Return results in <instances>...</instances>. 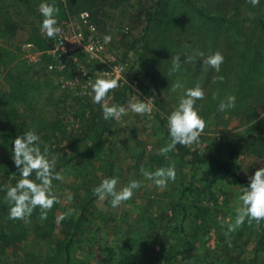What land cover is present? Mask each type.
I'll use <instances>...</instances> for the list:
<instances>
[{"label": "rangeland", "instance_id": "1", "mask_svg": "<svg viewBox=\"0 0 264 264\" xmlns=\"http://www.w3.org/2000/svg\"><path fill=\"white\" fill-rule=\"evenodd\" d=\"M120 1L114 5L115 0H99L98 5L92 10L82 11L89 13L90 21L102 40L105 35L112 36L111 42L105 44V51L98 60L82 58V62L91 70L123 64L124 81L119 88L109 93L112 97L110 104L127 107L131 100L140 99L146 102L151 99L152 111L139 115L129 110L119 121L105 120L101 106H96L97 104L93 102L92 91V84L97 78H103L102 76L97 75L91 85H86L85 81L80 79L77 84L62 88L59 84L61 76H56V73L46 67L47 76L56 86L53 95L57 100L55 106L50 107L49 114L60 119L67 131L63 136L51 133L46 128L42 130V133L48 135L46 141L42 142L41 139L43 147L46 145L49 153L58 158L56 171L62 172L64 177L62 181H53V191L61 201L56 213V223L59 227L65 218L76 219L84 202L95 196L96 199L89 206V211L96 217V224L88 219L81 226L80 243L75 244L72 250L74 256L85 257L93 264H116L112 260L102 263L105 258L101 253L102 246L107 245L117 247L114 250L116 260L125 257L129 261L131 251L123 255L119 247L124 246L120 245L118 240L127 238V247H130L141 239L140 252L136 256L137 264H172L175 262L164 256L159 257L160 261L157 260V239L144 238L149 221L159 213H166L168 217L161 221L163 230L167 234L172 232L174 234L171 227L178 225L179 218L171 213L169 202L177 199L179 188L191 183L202 184L205 169L192 168L187 158L172 151L166 156L171 162L170 166L174 165L176 169L174 182L170 181L166 188L161 189L144 177L141 169L154 172L157 167L153 164L152 157L160 155L159 150L169 143L155 118L156 110L159 108V112L168 118L178 107L187 89L199 84L205 91V98L198 100L196 106L206 121V128L199 142L187 147L200 153L204 151L214 153L220 142L228 148L240 140L244 136L247 124L252 121L256 112L261 113L264 105V81L252 79V44L260 36L256 32L252 35V17L255 14L252 13V5L248 0H244L241 5L242 15L234 18L230 22L232 24L225 23L221 28L205 23L180 9L173 0H168L166 12L154 14L149 20H146V12L154 11L155 0ZM210 5L208 11L211 14L221 15L226 19L231 17L232 10L225 2L214 5L210 1ZM80 13L70 16L75 29L80 28L77 23ZM26 37V32H18L13 45L21 47ZM262 45L264 47V43ZM217 51L225 57L220 72L217 73L212 68L205 70L203 59ZM199 52H203L204 57H200ZM175 56L180 57V69L171 72V58ZM189 56L194 57L191 64L184 62ZM32 59L34 57L31 56L30 60ZM35 70L38 72L35 73V77L40 78L43 72L38 68ZM220 76L223 77L222 81L218 79ZM177 82L183 87L174 90L173 86ZM253 85L262 91L254 93ZM1 89H5L3 81H0ZM156 91L160 93L158 98ZM229 96L236 98L235 107L220 111V103L226 101ZM123 100H126L125 103H122ZM37 106L41 111V102H38ZM16 109L18 126L34 116V113L24 112L20 106ZM96 112L99 116L96 123L104 132L105 154L93 153L92 156L87 149L93 145L91 138L93 135L86 136L85 128L88 118ZM81 114H84V121H78ZM38 135L41 138V134ZM71 143L75 144L73 150L69 149ZM65 162L67 163L64 164ZM10 165L16 167L12 154L0 152V195L11 184L5 180ZM239 165V175L242 177H250L256 171L250 159L240 158ZM109 169L111 174L108 177ZM17 176L21 178L20 173ZM112 177L119 180L118 190L133 180L142 184L135 190L132 199L117 208L111 206L110 197L101 201L94 194V188L99 186L104 178ZM214 191L220 203L225 199L228 201L227 205L222 206L219 213L214 216V223L208 235L202 238L209 261L218 262L235 244L241 246L242 258L248 257L254 240L252 230L247 225H241L234 231H229L230 225L235 222L236 209L242 203L239 200V186L232 178H226L218 183ZM68 195L73 197L70 201L67 199ZM195 196L196 194L189 195V202ZM32 223L30 217L27 223L28 238L20 245L16 256L12 257L10 253L2 252L0 264L6 261H10L9 264L13 262L25 264V260L32 258L43 261L54 255L56 237L40 239L34 235ZM172 238L173 241L177 240L176 244H182L178 236ZM177 257L180 258L182 255L177 254Z\"/></svg>", "mask_w": 264, "mask_h": 264}, {"label": "trees", "instance_id": "2", "mask_svg": "<svg viewBox=\"0 0 264 264\" xmlns=\"http://www.w3.org/2000/svg\"><path fill=\"white\" fill-rule=\"evenodd\" d=\"M99 0H0V81L5 83V89L0 90V152L12 154L14 140L29 130H35L37 134H41L42 142L48 139V135L42 133L46 128L51 133H59L63 136L66 134V128L60 119L53 118L49 113L50 107H54L57 103L53 95L56 88L52 80L46 74V65L49 63V57L42 55L36 63H30L28 58L23 54L18 45H13L18 32H26L27 37L24 43L31 44L39 53H45L52 48L54 39L48 38L41 33V23L43 17L39 12V5L42 2L55 4L59 9L58 23L65 26L70 20V16L82 11H90ZM101 1V0H100ZM212 4H227L232 10L231 17L225 18L221 15H213L208 11V7ZM244 0H173L180 9L189 12L200 20L210 25L221 28L225 23H230L234 18L240 17L241 5ZM120 0H115L120 3ZM168 0H155L154 11L146 12V20H149L154 14H162L167 11ZM252 35L256 32L258 37L252 44V79L253 81H264V0H260L258 6H252ZM232 24V23H230ZM246 30L248 28H245ZM141 40V38H139ZM143 40V39H142ZM253 42V39H252ZM39 69L43 72L40 78L35 77V73ZM142 68L143 64H142ZM65 79L71 78L69 71L65 70L60 74H55ZM254 93H259L262 89H257L255 85ZM159 91H156L157 98ZM123 100L122 103H125ZM41 102V111L37 103ZM121 103V104H122ZM97 104L96 106H98ZM22 107L24 112L34 113L29 120L20 124H16L18 111L16 107ZM87 108V106H84ZM261 113L256 112L252 121L247 124L244 129V136L226 148L221 142L217 145L216 151H204L200 153L198 150H192L187 146L177 145L175 152L179 153L183 158H187L192 168L203 167L205 169V178L202 184H189L179 188L177 199L170 201L171 213L179 218L178 225L171 227L175 233L167 234L163 230L162 222L166 213H159L155 218L149 221V228L144 238L157 239V260L159 257L171 258L172 264H264V221L251 226L254 240L250 246V254L248 257L243 256L240 251L241 246L234 245L229 251L223 254V258L216 262L209 261L208 251L204 248L202 238L208 235L211 225L214 223V216L219 213L222 206L227 205L228 200L219 202L218 196L215 194L218 183L226 178H232L239 186L242 195L243 190L250 185L249 177L245 178L239 175L240 158L250 159L252 165L257 171L264 167V105ZM98 111V110H97ZM98 112L88 118L86 123V136L93 135V145L87 151L96 154H105L103 148L104 132L97 125ZM155 118L159 127L163 131L164 136L169 143L171 137L167 127V118L164 117L157 108ZM81 119V120H80ZM84 121V114H81L78 121ZM92 133V134H91ZM40 143L43 151V144ZM75 144L71 143L69 149H74ZM95 156V155H94ZM153 164L158 168L168 167L171 162L167 156L155 155L152 157ZM65 162L64 164H66ZM59 170V168L57 169ZM255 171V172H256ZM255 172L251 175L253 176ZM8 174V175H7ZM6 174L5 180L10 181V186H14L19 178L18 168L10 165V169ZM111 171L108 170V177ZM250 176V177H251ZM107 177V176H106ZM196 194L190 202L189 195ZM225 195V194H224ZM6 191H2L0 195V254L7 252L16 256V251L20 245L26 242L29 235L28 224L19 220L9 219L10 204L5 201ZM96 199L95 196L90 197L84 202L81 213L76 219L65 218L59 227L56 223V213L59 203L55 204L51 211L48 212L47 219H40V210H34L31 219L33 220V233L40 239H51L56 237L54 246V255L48 256L47 260L40 259L25 260V264H93L85 257L74 256L72 250L75 244L80 243V229L88 219L96 224V217L89 211V206ZM162 221V222H161ZM247 222V221H246ZM93 224V225H94ZM242 225V226H243ZM161 228L162 230H157ZM178 236L182 244L178 245L172 240L173 236ZM142 238V239H144ZM141 239L127 247L128 240L123 238L118 243L123 247H119L123 255L131 251L128 258L115 259L116 246L103 245L101 253L105 256L102 263L115 261L116 264H137L136 256L140 252L142 245ZM146 244L144 243L145 247ZM182 249L180 252L179 250ZM182 255L176 258V255ZM172 255L173 258L171 257ZM60 257V260L58 258ZM241 257V258H240ZM178 259V261H177ZM6 261L2 264H9ZM16 264V262H13Z\"/></svg>", "mask_w": 264, "mask_h": 264}, {"label": "clouds", "instance_id": "3", "mask_svg": "<svg viewBox=\"0 0 264 264\" xmlns=\"http://www.w3.org/2000/svg\"><path fill=\"white\" fill-rule=\"evenodd\" d=\"M252 6H258L260 0H248ZM39 12L43 17L40 29L50 39L61 36L62 29L58 23L59 9L55 4L42 2L39 5ZM111 35L103 37L104 44L110 43ZM200 57H204L203 52H199ZM194 57H186L185 63L191 64ZM171 72L179 71L181 60L179 56L171 58ZM225 61L224 55L217 51L203 59V67L215 69L220 72L221 66ZM87 75V72H84ZM220 81L223 77H218ZM120 87L119 78H97L92 84L94 93L93 102L99 104L103 111L105 120L115 119L119 121L123 116L132 111L139 115H144L152 111L151 99H134L129 101L127 107L118 104H110L112 97L110 92H114ZM183 85L177 82L173 88L180 89ZM205 98V91L197 84L194 88H189L185 95L180 99L176 107L167 118V127L171 137L170 143L159 150L161 156H166L169 152L176 149L177 145L191 146L199 142L200 136L206 128V121L200 115L196 106L198 100ZM215 98V97H214ZM235 97L229 96L226 101L219 105L220 111H225L235 107ZM12 149V159L19 169L21 179L14 186H8L6 190L5 201L10 204L9 219L23 221L28 223L34 210L39 208L40 219H47L48 212L53 206L60 203L59 196L53 191V181L63 180L62 172L56 171L58 158L49 153L45 145L41 150V138L35 130H29L19 135L14 140ZM144 177L161 189L167 187L170 181L176 179L175 166L160 167L153 171L141 169ZM250 179V185L243 190L239 200L241 206L236 209L234 224L230 225L229 231H234L237 227L243 225L246 221L249 226L253 222L259 224L264 221V167L258 169ZM118 178H104L99 186L94 188V194L103 201L111 198L110 203L113 208L121 206L126 201L132 199L135 190L142 184L140 181H130L126 186L117 189ZM73 197L67 196L70 201ZM64 217H61L63 219Z\"/></svg>", "mask_w": 264, "mask_h": 264}, {"label": "built area", "instance_id": "4", "mask_svg": "<svg viewBox=\"0 0 264 264\" xmlns=\"http://www.w3.org/2000/svg\"><path fill=\"white\" fill-rule=\"evenodd\" d=\"M80 28H73V23L70 20L65 26H61V36L54 39L52 48L44 54L37 52L31 44L23 43L21 51L25 53L29 62L36 63L40 60L42 55L49 57L47 69L56 74H60L67 70L71 74V78H62L59 81L60 87L64 88L68 85H75L79 80H84L86 85H91L97 75L103 78H119L120 84L124 81L125 67L123 64L116 66H106L103 69L87 68L82 58L96 61L100 55L105 51V44L101 39L96 27L90 21L88 12H81L78 15ZM76 21V19H75ZM27 53V54H26ZM34 59L30 60V57ZM84 72H87L85 75Z\"/></svg>", "mask_w": 264, "mask_h": 264}]
</instances>
